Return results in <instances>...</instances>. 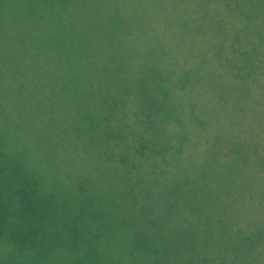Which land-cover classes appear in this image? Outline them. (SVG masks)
<instances>
[{
  "label": "trees",
  "instance_id": "obj_1",
  "mask_svg": "<svg viewBox=\"0 0 264 264\" xmlns=\"http://www.w3.org/2000/svg\"><path fill=\"white\" fill-rule=\"evenodd\" d=\"M3 4L0 264H264V0H205L217 17L201 32L192 17L131 24L185 28V53L94 56L41 53L56 23ZM106 109L123 136L106 178L125 177L108 195L89 181L95 145L65 144L69 121Z\"/></svg>",
  "mask_w": 264,
  "mask_h": 264
},
{
  "label": "rangeland",
  "instance_id": "obj_2",
  "mask_svg": "<svg viewBox=\"0 0 264 264\" xmlns=\"http://www.w3.org/2000/svg\"><path fill=\"white\" fill-rule=\"evenodd\" d=\"M4 3V11L7 9L8 15L13 19L23 16L26 23H30V20L56 23L54 29L56 41L53 46L47 49H37L43 54L50 50V52L56 53L86 52L87 56H94L124 51L149 52L155 49L168 51L174 48L184 52L186 49L190 50L192 44L195 45L194 38L187 34L185 28L178 33L163 35L164 39H162V37L157 36L158 30L147 29L142 25L140 26L141 34L134 36L135 29L131 24H135V20L142 21L147 17L151 21L154 17L157 24L160 22V24L173 25L180 19L187 22L192 17L190 22L194 21L201 32L207 20L217 17V14L212 12L214 9L205 4V0H4ZM195 5V12L191 14ZM146 12L149 13L145 15ZM4 20L5 16L0 14V23ZM6 25L13 27L7 21ZM0 27L4 28L5 26ZM89 30L95 35L88 32ZM44 31L45 28L38 29L36 34H42ZM30 33L28 29L23 32L26 37ZM65 33H68V36H65L67 35ZM2 34L13 37L14 32L9 29ZM21 35L22 33L19 34V36ZM65 37L69 39L63 40ZM155 41L161 43L157 46ZM28 48L31 47L28 46ZM117 80L115 76L110 82L116 83ZM206 101L208 102L207 99ZM119 108L121 109L122 106ZM107 112V109L104 110L102 117L98 119L93 118V115L88 118L78 114L75 121L67 123L70 132L65 138V144L72 151H75V148H79L80 145H95V151L92 152V158L86 166L89 165L90 183L94 186H100L101 193L105 195H108L109 191H119L125 178L123 174L115 180L109 179L110 177L106 178L112 169L110 168L107 172V158L115 159V155L110 152L111 146L116 148L123 145L122 135L113 136L115 133L110 134L111 130H115V126L112 116L107 117ZM82 117L84 121H78ZM118 120L121 122L119 118ZM0 133L3 139L7 130L0 129ZM96 134L98 137L95 139ZM194 136L204 139L205 133L204 131H197L194 132ZM0 145L5 149L11 148L10 142Z\"/></svg>",
  "mask_w": 264,
  "mask_h": 264
}]
</instances>
